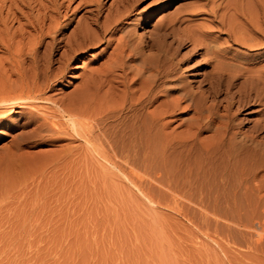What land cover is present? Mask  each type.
<instances>
[{
	"label": "rangeland",
	"instance_id": "1",
	"mask_svg": "<svg viewBox=\"0 0 264 264\" xmlns=\"http://www.w3.org/2000/svg\"><path fill=\"white\" fill-rule=\"evenodd\" d=\"M124 1L102 0L104 7L94 31L106 25L109 30L100 41L73 55L66 44L82 17L91 15V8L81 0L71 3V16L60 26V45L52 51L46 46L40 49L44 60L51 54L59 60L55 67L60 68V75L54 88L46 90L41 102L15 108L0 125V264H264V192L263 197L229 196L212 177L201 182L193 171L187 176L183 156L171 160L168 173L159 160L147 168L142 155L118 146L119 137L114 135L112 148L96 130L117 120L107 119L110 107L106 103L101 109L96 106L88 117H80L79 134L73 127L61 136H51L48 129L42 138L32 132L33 112L50 115L52 108L67 103L68 96L93 72L102 70L112 57L119 59L124 41L150 56L155 53L151 44L163 39L165 29L169 32L165 41L174 42L175 36L185 39V32L169 27L212 20L208 14L191 15L205 0H131L130 17L115 27L117 10L130 3ZM258 11L251 7L250 17L259 18ZM226 13L228 21L242 19L232 9ZM226 45L222 53L230 51ZM189 48L181 47L179 57H185ZM235 53L255 56L257 52L233 44L231 54ZM129 54L127 50L124 69L114 72L115 86L131 79L140 66V60L129 59ZM204 59L197 56L189 62L200 65L189 71L198 75L195 80L210 70L200 64ZM249 117L258 119L259 114ZM62 121L66 128V117ZM83 124L94 128L90 134L84 133ZM184 129L179 126L177 131ZM209 135L204 132L201 137ZM18 137H24L19 147L15 144Z\"/></svg>",
	"mask_w": 264,
	"mask_h": 264
},
{
	"label": "bare ground",
	"instance_id": "2",
	"mask_svg": "<svg viewBox=\"0 0 264 264\" xmlns=\"http://www.w3.org/2000/svg\"><path fill=\"white\" fill-rule=\"evenodd\" d=\"M75 1H0V52L3 53L0 55V125L14 113L15 108L41 102L46 90L54 88L60 75V68L55 67L59 60L53 54L44 60L40 49L46 46L52 51L60 45V26L70 18L71 3ZM81 1L91 8V15L83 16L71 34L66 44L70 55L100 41L109 30L106 25L100 32L94 31V26H99V14L104 7L102 0ZM204 2L191 15L208 14L212 17L210 22L190 21L185 27L176 23L177 26L169 28L174 32L184 31L186 37L175 36L174 42L165 41L164 36L169 34L165 29L160 42L150 43L155 50L150 56L130 48L128 40L124 41L117 54L124 62L112 57L102 70L93 72L82 87L68 96L67 103L62 101V105L52 108L50 115L33 112L35 118L30 124L35 126L32 132L42 138L43 131L48 129L51 136H61L73 127L74 132L79 134L80 117H88L89 112H95L96 106L101 109L103 104V108L107 104L110 107L107 119L117 117V120L114 124L110 120L108 125L99 126L96 130L107 137L112 148L115 135L121 140V143L118 142L121 149L142 155L147 168L159 160L166 173L170 171L171 160L177 161L175 156H183L187 176L193 171L201 182L212 177L229 196L263 197L264 1ZM130 3L121 5L117 10L113 18L115 27L124 18L130 17L133 7ZM231 3L233 7H230ZM255 6L259 10V18L254 20L249 12ZM228 9L239 15L241 21H228L225 16ZM220 10L224 12L219 14ZM222 35H226L227 39H221ZM17 37L20 39L16 42ZM31 37L34 39L31 40ZM229 43L257 53L255 56L231 54V45H226ZM189 45L191 49L187 55L179 57V49ZM223 45L230 47V51L222 53ZM127 50L132 53L128 55L129 59L140 60V66L132 73L131 79H124L123 83H115V86L114 72L124 69ZM197 56H205L200 64L210 67L209 71L202 73L199 81L195 80L198 75L189 74L200 66L189 63ZM107 84L110 86L103 91ZM253 107L258 109L252 111ZM255 112H258L259 118L249 119V115ZM190 113L192 116L182 121L181 116ZM243 116L245 118H241ZM65 117L66 128L61 125ZM178 120L181 121L179 126L186 127L181 132L177 131L178 125L171 128ZM86 125L82 127L87 135L94 128ZM204 132H211V135L202 138ZM21 138L16 139L17 147ZM22 139L23 142L24 137ZM228 187H231L229 192L226 191Z\"/></svg>",
	"mask_w": 264,
	"mask_h": 264
}]
</instances>
